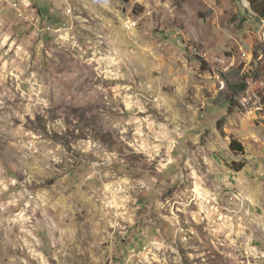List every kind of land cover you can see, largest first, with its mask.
<instances>
[{
  "label": "rangeland",
  "instance_id": "1",
  "mask_svg": "<svg viewBox=\"0 0 264 264\" xmlns=\"http://www.w3.org/2000/svg\"><path fill=\"white\" fill-rule=\"evenodd\" d=\"M249 8L0 0V264H264V22ZM222 119L257 132L244 158L212 147ZM229 175L251 187L215 181Z\"/></svg>",
  "mask_w": 264,
  "mask_h": 264
},
{
  "label": "crops",
  "instance_id": "2",
  "mask_svg": "<svg viewBox=\"0 0 264 264\" xmlns=\"http://www.w3.org/2000/svg\"><path fill=\"white\" fill-rule=\"evenodd\" d=\"M226 133L228 135H235L243 144H245V140H247V138L249 136H254V134L256 135L257 132L253 129V127H246L244 129H240V128H233V121H230V123H227V127H226ZM242 133V134H241ZM241 134V135H240ZM219 135V136H218ZM215 136V142L217 144H215L212 147H215V149L221 148V147H225V145L228 146L229 148V140L228 138H224L222 136H220V134H217L218 137ZM210 147L212 145V143L208 144ZM220 145V147H219ZM223 149V148H222ZM232 160H236V158H233V152L229 149H227ZM217 180H223L224 182H227L228 184L232 185L233 187H239L241 190H245L246 188L251 187V181L248 179V177H233V176H228V177H217V179H215V181ZM252 193V191H251ZM253 198L255 199L254 201L257 202L255 203L256 205L258 204H262L264 206V187L262 186L261 188H258L257 190L254 189L253 192ZM229 218H233L231 216H229Z\"/></svg>",
  "mask_w": 264,
  "mask_h": 264
},
{
  "label": "trees",
  "instance_id": "3",
  "mask_svg": "<svg viewBox=\"0 0 264 264\" xmlns=\"http://www.w3.org/2000/svg\"><path fill=\"white\" fill-rule=\"evenodd\" d=\"M249 4V13L251 16L258 22H264V0H246ZM195 59H197L201 63V67L203 70H207V67L209 66L207 61L203 59L202 57L196 56ZM223 119L219 120L217 123V128L219 130V133L221 136L228 138L229 140V148L230 150L239 157H245L246 156V149L244 144L236 138L234 135H228L226 131L224 130L223 125ZM246 166V160L242 159L241 163L237 165L236 171H241Z\"/></svg>",
  "mask_w": 264,
  "mask_h": 264
}]
</instances>
